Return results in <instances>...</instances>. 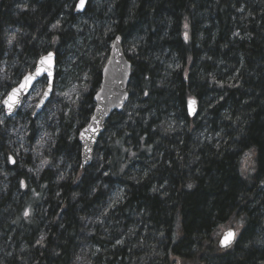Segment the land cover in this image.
<instances>
[{
  "label": "trees",
  "instance_id": "1",
  "mask_svg": "<svg viewBox=\"0 0 264 264\" xmlns=\"http://www.w3.org/2000/svg\"><path fill=\"white\" fill-rule=\"evenodd\" d=\"M76 2L0 0L7 85L51 51L56 85L90 88L58 115L45 157L51 165L37 182L29 174L41 115L33 120L25 111L27 97L0 124L9 178L0 201V264H73L84 243L92 264H264V0H90L82 15L74 14ZM12 33L17 42L9 49ZM116 37L132 66L125 108L136 109L129 118L125 108L111 116L83 169L77 136L93 114ZM188 99L197 103L193 118ZM168 121L180 130L163 135L158 127ZM18 124L29 136L24 161L16 160L18 145L9 147ZM203 131L211 140L196 142ZM225 226L237 229V240L219 250ZM41 235L43 247L36 245Z\"/></svg>",
  "mask_w": 264,
  "mask_h": 264
},
{
  "label": "snow or ice",
  "instance_id": "2",
  "mask_svg": "<svg viewBox=\"0 0 264 264\" xmlns=\"http://www.w3.org/2000/svg\"><path fill=\"white\" fill-rule=\"evenodd\" d=\"M88 0H79V2L75 5V10L78 12L86 11ZM243 11V9H241ZM58 24L52 25L53 29H56ZM187 24H185V29H187ZM188 34L187 31L185 32V40H187ZM57 38H53L55 41ZM117 43L121 42V37H116ZM3 40H0V47L3 46ZM17 37L15 33L6 36V43L9 49L16 46ZM113 47H116L114 44ZM6 63V62H4ZM59 61L56 58L55 53L49 51L46 55L40 56L38 59L34 58L33 63L30 65V71L27 73H22L21 78L18 80L13 81L12 85L7 84H0V87L4 88V91L0 92V103H2V108H0V124H4L6 122V117H12L13 115L17 114V110L22 106L23 99L31 97L35 94L37 97V102L34 105L35 111L32 112L34 117H38L44 114L49 107L56 103L55 97L61 95V93L57 92L56 90V80L54 75V68ZM5 69L0 67V73L4 72ZM107 71V69H105ZM3 80H7L8 77L5 75L2 77ZM10 87V91L8 88ZM71 91H75L72 89ZM63 96L70 98V92L62 93ZM145 96L149 95V93L145 92ZM80 97L77 96V99ZM101 93H96V99L100 100ZM126 98V97H125ZM196 101L190 99L188 101V115L192 116L196 114ZM29 107H33V105H29ZM99 111V109H98ZM54 115V113H53ZM93 124L89 125L87 128H83V131H80V137L82 140L87 141L92 139V136L88 135L89 133L93 134V136L100 131L95 116L92 117ZM87 123V121H86ZM155 131V130H154ZM172 131L171 125L169 124L166 128H164V133ZM47 135V134H45ZM41 142L44 141V137L40 138ZM87 152L92 151L90 148H86ZM246 158L250 159V154L245 153ZM86 160L88 157H85ZM8 162L12 163L13 165L16 164V161L12 157H8ZM48 160H42L41 165L37 169V172L42 171L45 167L49 166ZM81 167H84L81 165ZM31 171V169L29 170ZM247 167L242 169V172H246ZM108 173L105 172V175ZM63 179V177H60ZM21 188H26L27 185L24 180L20 181ZM187 187L191 189L193 187L192 184H188ZM23 216L25 218H30L31 211L29 209H25ZM131 231V230H130ZM237 233L229 228L225 231L221 237L220 243L222 247H230L233 241L236 239ZM46 237L41 235L39 240L36 241V245L43 247L44 241ZM122 241L117 239L116 244H121ZM264 243V242H262ZM8 255H11L9 253ZM82 259V257H77V260Z\"/></svg>",
  "mask_w": 264,
  "mask_h": 264
},
{
  "label": "rangeland",
  "instance_id": "3",
  "mask_svg": "<svg viewBox=\"0 0 264 264\" xmlns=\"http://www.w3.org/2000/svg\"><path fill=\"white\" fill-rule=\"evenodd\" d=\"M124 51L126 52L125 49ZM60 71L62 73L61 74L62 78L64 79V76L67 71L64 67H60ZM5 75L8 77L7 80L2 79V77ZM10 79H11L10 74L3 73L2 76L0 77V84H8L10 82ZM64 80H69V78L66 77ZM72 82L73 81H70V80L68 82L63 81V80L60 81L59 79V83L58 85H56L57 87L56 90L57 92L61 93V95H58L55 97L56 103L52 104L49 107V109L40 116V118L38 119L36 123L37 125L35 127L34 135L32 136V140H33L32 143L37 153V157H35V159L36 158L37 159L33 160V162H35L34 163L35 170H32V172L29 174V179L35 180V182H37V178L39 174V172H37V169L41 165V161L45 160V157L47 153L49 152V149H50L49 143L52 139L51 129L55 127L54 123L56 122L58 115L63 113L64 110L68 112V110L71 109L72 104L76 103L78 100H81L82 95H87L90 92L89 87H84L83 85L78 84L77 82L75 83H72ZM1 89L2 87H0V90ZM72 89H75V91H71ZM64 92H70V98L63 96L62 93ZM77 96H79L80 98L77 99ZM36 102H37V97L35 96V94L31 97H28V100L26 101L25 107H24L25 111H27L29 114H32V112L34 111V105ZM29 105H33V107H29ZM135 109H136L135 107H127L124 109L128 118L132 116ZM65 114L67 113L65 112ZM169 124L171 125L172 131L164 133V128H166ZM158 128L160 132L163 133V135H173L180 130V127L176 126V124H174V122H171V121H168L167 123L161 125ZM8 137H9L8 140H10V143H11L9 147H12L13 145L15 146L18 145L22 150V157L20 158L18 154L16 155V160H21V161L26 160L27 158H26L25 143L29 139V136L27 134V128L24 125L20 126L18 124L15 130L9 132ZM41 137H44L43 142H41L40 140ZM194 139L196 142H205V141L208 142V140H211V136L207 135L206 132L203 131V133L195 134ZM246 160L247 159H245V162H247ZM50 165H51V162L49 163V166ZM8 190H9V178L5 171V163H3L0 160V201L3 199V197L7 195ZM229 228L233 229L237 233V229L235 227L225 226L224 228L220 229L221 232H219V235L217 236V242L220 239V236L222 235V233L228 230ZM78 256L82 257V259L77 260ZM73 264H92L90 250L87 244L84 243V245L81 246L80 250L78 251V254L75 257ZM171 264H196V263L195 261L183 263L173 258L171 259Z\"/></svg>",
  "mask_w": 264,
  "mask_h": 264
},
{
  "label": "water",
  "instance_id": "4",
  "mask_svg": "<svg viewBox=\"0 0 264 264\" xmlns=\"http://www.w3.org/2000/svg\"><path fill=\"white\" fill-rule=\"evenodd\" d=\"M89 1L90 0H88V2ZM78 2L79 0H77L76 4ZM83 13L84 11L78 12L74 8L75 15H82ZM114 44L116 45V47H113ZM105 69H107V71H105ZM131 71H132V66H131V63L125 57V54L122 48V40L121 42L117 43L116 38H115L111 44L107 61L102 68L100 87L98 91L96 92V93L98 92L101 93V98L100 100H97L96 94L94 95L93 114L91 118L89 119L88 124L84 127V128H87L89 127V125L93 124L92 117L95 116L97 118V121L99 122L98 127L100 131L97 132L94 136L93 134L89 133L88 135L92 136V139H89L87 141H84L81 139L80 134H79L80 132L78 133V136H77V141L80 147V166L81 165L84 166L81 168L86 169L93 162L95 147L101 135L104 132V127L106 123L109 121L111 116L114 114L121 113L123 109L125 108V106L127 105L129 97H130L128 93V87H129V82H130V77H131ZM54 75H55V68H54ZM22 99L24 103V100L26 98H22ZM189 100L190 99L187 100V104H186L187 114H188V101ZM22 106L17 110V114L13 115L12 117H6L5 119L6 120L14 119L18 115V113L21 111ZM195 108L197 111V103L195 105ZM34 111H35V108H34ZM188 116L190 118H193L195 115H192V116L188 115ZM38 117H34L32 115L33 120L37 119ZM81 131H83V129ZM86 148H90L92 151L87 152ZM86 156L88 157L87 160L85 158ZM9 164L11 166L13 165L10 162ZM222 235L220 236V239L218 240V244H217L220 250L228 249L232 245L235 244L237 240V236L230 247H222L220 243Z\"/></svg>",
  "mask_w": 264,
  "mask_h": 264
},
{
  "label": "bare ground",
  "instance_id": "5",
  "mask_svg": "<svg viewBox=\"0 0 264 264\" xmlns=\"http://www.w3.org/2000/svg\"><path fill=\"white\" fill-rule=\"evenodd\" d=\"M112 44V43H111Z\"/></svg>",
  "mask_w": 264,
  "mask_h": 264
}]
</instances>
